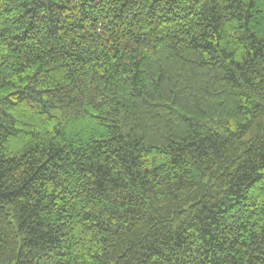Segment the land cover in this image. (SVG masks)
Masks as SVG:
<instances>
[{"label":"trees","instance_id":"trees-1","mask_svg":"<svg viewBox=\"0 0 264 264\" xmlns=\"http://www.w3.org/2000/svg\"><path fill=\"white\" fill-rule=\"evenodd\" d=\"M0 264H264V0H0Z\"/></svg>","mask_w":264,"mask_h":264}]
</instances>
